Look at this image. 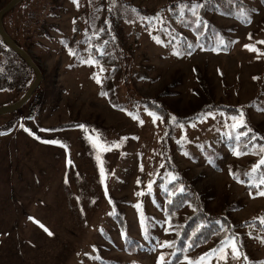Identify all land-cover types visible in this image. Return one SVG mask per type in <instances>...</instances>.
Listing matches in <instances>:
<instances>
[{
    "label": "rangeland",
    "instance_id": "rangeland-1",
    "mask_svg": "<svg viewBox=\"0 0 264 264\" xmlns=\"http://www.w3.org/2000/svg\"><path fill=\"white\" fill-rule=\"evenodd\" d=\"M240 1L248 7L233 16L230 0L214 12L207 3L200 10L206 27L194 25L190 14L182 20L179 11H168L181 0H107L106 10L96 0H21L4 14L5 31L30 54L42 83L29 101L0 115V264H156L161 254L168 261L173 248L165 242L172 243L174 234L161 192L173 175L188 180L208 212L260 224L237 232L238 259L232 258L233 237L223 247L201 246L189 259L215 248L201 264H264V197H250L230 177L232 169L260 156L215 148L236 123L224 114L180 122L196 108L217 103L234 107L238 120L242 113L246 125L264 132V0ZM168 3L173 5L164 8ZM139 9L158 11L150 17ZM161 17L164 24L157 22ZM111 26L131 56L135 94L159 96L168 109V146L179 174L165 169L161 121L144 104L131 102L121 73H111L104 62H84L91 58V42ZM18 97L15 89L0 92V107ZM190 211L185 208L177 219ZM115 219L123 220L125 230ZM133 242L140 245L129 248ZM225 251L226 261L220 259Z\"/></svg>",
    "mask_w": 264,
    "mask_h": 264
},
{
    "label": "trees",
    "instance_id": "trees-1",
    "mask_svg": "<svg viewBox=\"0 0 264 264\" xmlns=\"http://www.w3.org/2000/svg\"><path fill=\"white\" fill-rule=\"evenodd\" d=\"M96 1L102 10H106L107 0ZM239 1L240 0H230L231 16H233L236 13L235 11H238V9H246L248 7L245 4L241 3V1ZM9 2L10 0H6L2 8ZM209 2L212 3L211 7L213 12L218 11L217 8L224 5V0H209L207 3ZM172 5V3H168L163 7L168 9ZM139 11H141V9H139ZM142 11H144L145 14H148L151 17L152 15L156 16L158 9H153L151 11L142 9ZM170 14L173 19L177 17L175 13ZM3 18L4 15L1 19V25L3 30L5 31L3 27ZM115 30L116 27L111 26L109 29L106 28L101 31L100 35L96 39L97 42L95 40L91 42L92 47L88 49V55L91 56L90 59L97 61L96 64L104 62L105 64L110 65L111 73L119 71L126 88V93L131 97L130 99H132L131 102H133L134 104H144V107L161 121V125L163 127L165 135L160 140V146L161 156L165 169L168 172L179 174V170L174 165L173 157L171 156L170 152L171 150L168 146V138L171 132L168 109H166L165 105H163L158 100L159 96L153 98H143L135 94V91L131 85L134 75L132 59L130 54L128 53V50L125 48L123 39L119 35L120 31L117 30V32H115ZM5 33L7 34L6 31ZM110 34L111 37H109ZM12 40L16 44V41H14V39ZM101 49H103V52L105 54H100ZM183 53H187L188 55H190L192 51L186 49ZM28 55L30 56L29 53ZM0 56L2 57V61L0 63V92L15 89L16 94L19 96L16 100L9 104L11 105L19 101L24 96V94L27 92L28 88L34 81L35 74L19 55L5 46L1 38ZM117 60L118 62L116 63ZM41 83L33 91L30 98L33 95H36ZM30 98L27 101H29ZM43 98L44 96H42V99ZM106 98L112 104L115 102V100L110 97V95H108ZM36 103H38V101H36ZM32 108L35 107L32 106L31 109ZM119 108H121V106H119ZM33 110L34 111H32L31 113L32 116H38V108ZM209 112H211V114H224L229 118H239V113L237 110H235L234 107H222L220 104L214 103L210 104L209 106L207 105L204 107L201 106L196 108L190 117L182 118L180 122L183 124H187L199 120L200 117L206 114L208 115ZM59 128L60 127L57 126L54 128H49L47 129V131L54 132L58 131ZM242 133H247V136L241 135ZM237 137H239V140H237ZM252 137H256V139L253 141ZM246 144H248V147H245ZM253 144L255 145V147L252 146ZM214 146L215 148L224 147L227 152L240 157H243L244 155H257L260 156L261 159V156L264 155V153L261 152V146H264V132H260L250 123L248 125L244 123L235 128L230 127V134L228 136H225L224 134L221 135ZM217 153L218 154L215 156V158H219L221 156V154H219L220 152ZM211 154L212 152L210 154H208L207 152V155L205 157L208 158ZM260 159L257 162L253 161L255 163L254 165L249 166L251 163H253L250 162L249 164H245L244 166L237 167L236 170L232 169L230 172L231 179L242 185L244 187V190L247 191L250 197H264L258 194L260 191H264V185L255 187L253 186V184L248 183L250 179V173L252 174L251 178L254 180V183L258 182L261 178H264V164H259ZM212 164L214 165V163ZM255 165H259V167L255 173H252V169ZM188 184L190 183L185 178L173 180L166 185V190L164 192H161L164 201L163 215L168 222V226L170 227V229L172 231L173 229H175L173 231L174 237L171 243V245H174L171 246L173 248L172 258L168 261H165V264H167V262L169 261H171V264H177L184 259V256L193 254L197 248L204 246L210 242L214 244V247L219 246L221 244V241H224L227 238L235 237L237 235V232L243 228L252 227L254 229H260V224L254 219L236 223L231 220L226 212L217 214L208 212L206 210L204 201L199 196L200 194L192 191L189 188L190 186ZM178 185L183 186V191L175 192ZM187 207L190 208V213L185 214L182 220L177 219L181 211ZM230 208V206L227 207V209ZM115 220L118 224L119 229L121 231L125 230V224L123 220ZM188 243H191L190 248L185 247V245ZM135 244L140 245V243L133 242L131 244L128 243V247L130 248ZM177 249H183V251H177ZM110 264L116 263L110 262Z\"/></svg>",
    "mask_w": 264,
    "mask_h": 264
},
{
    "label": "snow or ice",
    "instance_id": "snow-or-ice-1",
    "mask_svg": "<svg viewBox=\"0 0 264 264\" xmlns=\"http://www.w3.org/2000/svg\"><path fill=\"white\" fill-rule=\"evenodd\" d=\"M207 4V0H181V2L179 3L178 5V8H170L168 9V11H179L180 13V17L181 19L183 20L185 15L186 14H190V18H191V22L194 24V25H203L206 27V23L204 22L203 20V17L201 16V9L204 8ZM133 12H135L136 10L135 9H132ZM131 22V21H129ZM158 23L160 24H164V20L163 18H159ZM107 23V21H106ZM104 29H101V31H103ZM198 30V29H197ZM155 42L157 44H160V43H163V41H161L160 39H156ZM107 43V42H105ZM221 43H223V41H221ZM261 43H264V41H261ZM188 47L190 48L191 45L189 44ZM245 48H249L250 50L252 51H255L256 49L253 48L251 45H245L244 46ZM71 54V53H70ZM100 54H105L103 52V49L100 50ZM174 54L176 55H180L181 53L179 51H176L174 49ZM85 63H88V64H95L97 63V61L93 60V59H89L87 61H84ZM101 71H103V68L101 67ZM96 82L99 84L101 83V79L100 77L98 76H94L93 77ZM100 95L102 96H106L107 93L105 92H101ZM113 107H115V105H113ZM151 115V113H150ZM208 115H211V112L208 113ZM173 120L175 119V117L172 118ZM231 119L233 121H236V123L230 125V127H237L239 125H242L244 124V119H243V114L241 113L240 115V119L237 121V118L236 117H231ZM141 123H143V121H141ZM20 127L22 129H24V131H29L28 129L24 128V125L23 124H20ZM77 127L79 128H84V125H78ZM250 131V130H249ZM241 135H244V136H247V133H242ZM38 138V137H37ZM256 139V137H252V140L254 141ZM237 140H239V137H237ZM49 143H53V144H58L60 143V141H56V140H52V141H48ZM253 147H255V145L253 144L252 145ZM245 147H248V144L245 145ZM261 152L264 153V146H261ZM185 155H187V153H185ZM99 159V157H98ZM69 163H71V161H69ZM259 164H264V155L261 156V159L259 161ZM259 165H255L252 169V173H255L258 169ZM250 179L248 181L249 184H253V186L255 187H259V185H264V178H261L258 182H255L254 183V180L251 178L252 177V174L250 173ZM103 176H104V172H103V169H101V177L103 179ZM178 177L173 175L172 176V180H177ZM137 183H139V181H137ZM149 188H151V183H149ZM178 191H183V186H181L179 189H177ZM141 193H137V195H140ZM259 195H262L264 196V191H260L258 193ZM137 207H139V205H137ZM29 219H33V218H29ZM37 223H39L37 221ZM219 223V222H218ZM41 228L44 229L45 232L48 233V235H52V233L46 228L44 227V225H40ZM175 229H173L174 231ZM233 243L231 244V253H232V258L235 260V259H238L241 255V253L239 252V245L235 243V238L233 237ZM166 244L170 245V246H174V245H171V242L170 241H166L165 242ZM227 244V239H225L224 241H221V246L223 247L224 245ZM160 247H164V245H160ZM186 248H190L191 247V243H188L185 245ZM177 251H183V249H177ZM218 251V249H210L208 252L206 253H203L202 254V257L201 258H198L196 261H193L191 259H189L187 256H184V259L188 261V264H201V260L204 259V258H207L209 257L210 255H213L214 253H216ZM227 251H225L224 255L220 257V259L222 260H227ZM245 260H247V256L244 257ZM156 264H165V261H164V256L163 254H161L158 259H157V262ZM167 264H171V261L167 262Z\"/></svg>",
    "mask_w": 264,
    "mask_h": 264
},
{
    "label": "water",
    "instance_id": "water-1",
    "mask_svg": "<svg viewBox=\"0 0 264 264\" xmlns=\"http://www.w3.org/2000/svg\"><path fill=\"white\" fill-rule=\"evenodd\" d=\"M20 1L21 0H10V2L7 3L0 10V38L6 47H8L13 52H15L17 55H19L26 62V64L33 70V72L35 74V79L32 82V84L30 85V87L28 88L27 92L24 94V96L19 101H17L14 104H11L9 106H6V107H0V115L4 114V113L11 112V111L19 108L20 106H22L25 102H27L29 97L32 95L33 91L36 89V87L40 84V82L42 80V75H41V72L38 69L37 65L33 62V60L31 59V57L28 55L27 52L20 49L13 42V40L5 33V31L3 30L2 25H1V19H2L3 15L6 12H8L12 7H14Z\"/></svg>",
    "mask_w": 264,
    "mask_h": 264
}]
</instances>
